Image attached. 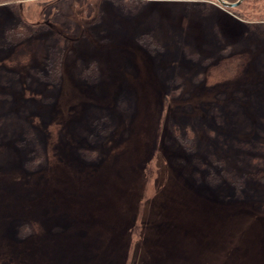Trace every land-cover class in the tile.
I'll return each instance as SVG.
<instances>
[{"label": "rangeland", "instance_id": "1", "mask_svg": "<svg viewBox=\"0 0 264 264\" xmlns=\"http://www.w3.org/2000/svg\"><path fill=\"white\" fill-rule=\"evenodd\" d=\"M236 9L0 4V264H264V0Z\"/></svg>", "mask_w": 264, "mask_h": 264}, {"label": "water", "instance_id": "2", "mask_svg": "<svg viewBox=\"0 0 264 264\" xmlns=\"http://www.w3.org/2000/svg\"><path fill=\"white\" fill-rule=\"evenodd\" d=\"M217 2L223 8L236 9V8L240 7L245 2V0H238L235 3H230V2H228L226 0H217Z\"/></svg>", "mask_w": 264, "mask_h": 264}, {"label": "trees", "instance_id": "3", "mask_svg": "<svg viewBox=\"0 0 264 264\" xmlns=\"http://www.w3.org/2000/svg\"><path fill=\"white\" fill-rule=\"evenodd\" d=\"M8 1L9 0H0V4H2V3H8ZM226 1H228V2H230V3H235V2H237L238 0H226ZM245 1H247V0H245ZM138 3H139V1H137ZM241 7V6H240ZM233 10H237V9H233ZM14 31H17L18 32V35H21V36H26L27 35V29L25 28V27H17V30H14ZM29 33V32H28Z\"/></svg>", "mask_w": 264, "mask_h": 264}]
</instances>
